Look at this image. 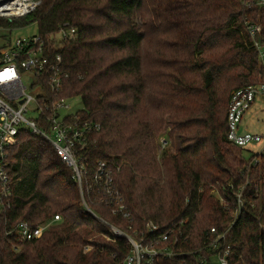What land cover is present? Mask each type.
Masks as SVG:
<instances>
[{
    "label": "trees",
    "instance_id": "obj_1",
    "mask_svg": "<svg viewBox=\"0 0 264 264\" xmlns=\"http://www.w3.org/2000/svg\"><path fill=\"white\" fill-rule=\"evenodd\" d=\"M31 24L45 41L64 26L76 30L53 50L68 74L60 95L78 96L77 120L99 124L80 162L89 172L98 162L113 169L130 217L105 204L91 208L127 233L148 220L161 232L182 221L185 250L201 247L212 227L227 230L229 264H264V154L256 164L244 156L229 161L221 146L230 93L264 77L246 29L260 25L256 38L264 42V8L242 0H40L24 17L0 18L9 31ZM165 125L178 145L158 160L155 140ZM16 138L8 157L10 208L0 214V264H123L128 241L105 238L107 226L83 208L73 172L51 144L25 128ZM54 215L59 222L42 236L12 249L5 232L13 225ZM90 236L93 248L84 254ZM210 254L153 264H203L202 255L209 264Z\"/></svg>",
    "mask_w": 264,
    "mask_h": 264
},
{
    "label": "built area",
    "instance_id": "obj_2",
    "mask_svg": "<svg viewBox=\"0 0 264 264\" xmlns=\"http://www.w3.org/2000/svg\"><path fill=\"white\" fill-rule=\"evenodd\" d=\"M246 6L264 8V0H242ZM40 0H0V17L8 20L24 17L33 12ZM246 29L256 49L259 59L264 63V42L256 36L261 33L260 25L246 24ZM75 28L64 26L52 33L45 41L37 32L14 39L6 38L0 42V214L10 208L12 187L8 171V157L11 147L16 143L21 128L31 134L43 137L51 144L58 157L71 168L80 193L83 208L107 226L105 238L115 241L124 237L129 243V253L123 264H153L157 259L170 260L176 256L207 250L209 264H229V246L225 234L210 228L209 238L197 250L183 249L182 242L188 239L182 230L183 222L160 231L159 225L148 220L143 229L125 232L116 225L100 218L91 208L92 204H105L113 214L130 217L124 198L114 182V171L106 162H98L93 171H87L80 162L79 153L86 147L87 136L99 129V124L79 121L67 103L68 98L60 95L68 74L63 69L59 52L62 43L75 36ZM257 99L264 101V82L247 85L230 93L226 113L225 141L242 149L261 145L259 152L264 154V133H252L239 129L244 114ZM166 143V140L163 141ZM260 160V159H259ZM255 160L252 164H256ZM118 170V168H115ZM236 211L242 206L241 192L236 195ZM60 219L59 215L35 226L28 221H18L6 235L13 236L15 244L39 238ZM233 223V222H232ZM231 223V225H232ZM91 249L85 244L84 252ZM206 256H199L206 263Z\"/></svg>",
    "mask_w": 264,
    "mask_h": 264
},
{
    "label": "rangeland",
    "instance_id": "obj_3",
    "mask_svg": "<svg viewBox=\"0 0 264 264\" xmlns=\"http://www.w3.org/2000/svg\"><path fill=\"white\" fill-rule=\"evenodd\" d=\"M0 18L7 19L5 17H0ZM36 32H37L36 26L34 24L15 28L11 31L0 27V42H2L6 38L14 39L19 36L23 37V36L35 34ZM258 60H259V66H261V69L264 70V63H262L259 57H258ZM256 82L257 83L264 82V77L261 78L260 73L258 76V80H256ZM67 103L71 107L69 109V112H76L80 110L81 108H83L82 101L78 96H73V97L68 98ZM169 128L170 127L168 125H165V127H163L161 131H159L156 135L155 143L157 147L158 160L161 159L164 153H167V154L171 153L177 148L178 140L175 135L176 133H171ZM239 129L241 131H248V132L258 133V134L264 133V101H260V99L256 100L253 106L244 114ZM164 140H166V143L163 142ZM221 146L223 149L226 150L225 155L229 159V161H232L234 159H238V160L242 159L243 156L246 158V160L248 159L249 163H253L255 162V160L260 159V156L258 154L260 150L262 149L261 145L251 146L248 149H243L242 152L239 148H236L234 147V145H231L229 143L227 144L224 141L221 143ZM210 187L213 189L215 188V185H212ZM212 189L210 190V194L212 195V197H217L218 196L217 190H214V189L212 190ZM98 216L102 218V216L100 215ZM59 220L57 221V223L59 222ZM91 241H92V237L91 236L87 237L86 241L82 245V253L86 254L92 250L93 246H92ZM87 243L91 245V249L87 252H84L83 249L85 247V244ZM15 246L17 247V250H15L16 252L20 251L23 247L19 243L15 244Z\"/></svg>",
    "mask_w": 264,
    "mask_h": 264
}]
</instances>
